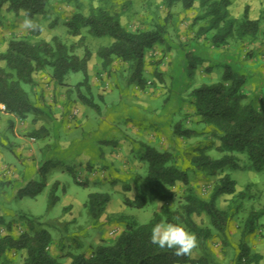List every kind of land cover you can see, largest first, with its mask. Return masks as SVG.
Segmentation results:
<instances>
[{
    "label": "rangeland",
    "instance_id": "374dc122",
    "mask_svg": "<svg viewBox=\"0 0 264 264\" xmlns=\"http://www.w3.org/2000/svg\"><path fill=\"white\" fill-rule=\"evenodd\" d=\"M230 1L231 4L228 7L230 17L241 19L248 8L249 17L259 20L260 30L255 37L232 36L226 44L219 47L211 43L213 31L202 33L200 30L208 24L209 19L200 18L207 12V9L201 6L200 0H197L189 10L183 9L181 3L170 7L163 0H52L45 14L34 17L40 26L39 35L34 34L35 29L21 27L25 19L23 12L15 13L4 5L0 11V53L7 49L10 39L19 37H27L33 42L39 40L52 42L54 37H58L79 56H83L85 51L89 50L92 55L89 68L93 99L105 109L102 111L101 108V113H99L74 100L77 97L75 85L83 79L82 73L69 74L67 84L59 87H55L49 71L36 74V85L34 87L25 85V89L34 100H38L39 95H43L50 106L49 114L46 112L39 116L30 115L26 119L15 120L13 116L0 111V143L8 149L7 153L9 152L13 158L14 167L19 171H25L27 166L35 167L36 161L41 165L44 157L38 160L40 153L47 155L52 152L51 147L55 139H71L72 136L77 135L84 137V132L90 131L89 135H92V140L96 139L101 134L97 133L93 126L96 123L100 124L99 121H104L117 130L120 128L122 133L118 139L124 142L121 143L122 146L116 147L117 160L109 161L105 158L106 152L103 151L102 156L108 164L98 167L102 168L101 171L107 172L101 176L104 181L102 187L93 183L89 186L78 185L68 170L64 169L62 172V169L58 168L69 165L68 162L63 161V165H58L48 175V183H54L56 178L53 174L61 172L60 181L67 182L69 193L76 196L79 202L83 201L75 207L84 215L83 221L92 220L94 225L112 224L116 221L117 215L121 213L135 217L142 224L148 222L155 212H162L164 207L178 209L186 192V187L181 183L173 188L176 197L172 200L164 202L148 196L147 203L142 208L126 205V199L136 198V183L148 171V163L135 155L137 144L152 139L160 146L159 149L171 152L176 163L184 168L187 167L185 156L198 149L205 150L212 157H220L222 153L217 150L218 138L210 132L209 127L197 122L198 117L191 105L193 99L191 91L203 83L221 81L228 65L247 74L248 83L244 87V92L249 99L259 101L261 97H264V0ZM100 7L113 14H118L122 25L130 31L155 29L160 25L165 27L166 43L157 45L146 53L143 75L147 84L144 89H141L138 82L133 80V76L131 77L128 63L117 59L113 61L110 68H103L98 49L109 45L112 42L110 37H96L87 28L82 30L80 36L71 33L67 23L75 13L81 12L88 15L91 9ZM188 51H192L203 59L191 77L188 76L186 70ZM0 65L5 64L0 60ZM71 88L73 89L68 98V89ZM82 91L86 94L88 92L85 88ZM87 95L90 97L89 94ZM101 95H105L106 100L100 99ZM136 101L138 109L142 111L146 109V118L143 119L137 110L129 108V106L134 108L132 104ZM126 104L128 108L125 107ZM88 119L89 122L82 128L83 131L79 129L84 120ZM33 121L39 123L38 128L23 130V133L18 131V125H31ZM120 122L125 125L122 127ZM178 123L194 128L198 133L190 139L177 138L172 133ZM132 126L139 134L129 133ZM123 128L125 130H122ZM42 129L44 136L42 139H36L31 135L32 131H42ZM104 131H108L107 127H104ZM109 132L108 138L103 141H111L113 134L110 129ZM123 133L126 137L122 135ZM14 135L21 138L22 142L19 145H24L21 152L15 149L18 142H15ZM115 135L117 134H114L112 141L115 140ZM89 145L90 149L95 148L90 142ZM113 147V145L107 146L111 151ZM236 156L238 167L226 166L224 169L225 173H229L235 179L236 191L232 195L222 196L218 201L221 209L233 211L229 233L225 236L214 230V236L208 241L207 249L202 250L198 246L193 251L194 264H237L241 230L245 220L252 211H264V169L254 170L250 168V161L246 155L236 154ZM72 160L74 163L76 159ZM95 166L92 164V167ZM11 168L8 166L3 169L0 176ZM218 177L219 175H211L206 179H198L194 173L190 172L191 184L197 194L203 198H209ZM8 181L12 184L13 180L6 179L5 175L2 180L0 179V187L6 191L0 196V212L4 213L8 220L14 222L13 234L19 235L27 229L26 221L20 217V214H25L39 218L36 222L38 228L47 227L53 236L61 237L60 232L63 231L56 230L55 219L57 220L66 212L65 209L62 211L65 204L62 199V189L59 188L57 193L61 195L60 201L48 210L50 186L46 187L36 198L27 197L19 200L13 196L18 189L15 182L10 187L3 185ZM93 192L109 193L111 203L106 209L118 211V213L110 214L109 212L107 216H103V221L102 218L97 222L91 219L83 203ZM193 218L202 226H211L205 214H193ZM75 228L79 229V226L71 227L65 232L66 246L71 241L70 237L74 234ZM82 228H87L92 232L95 229L86 223L80 227L81 230ZM5 229L2 227L0 235L7 232ZM104 242L113 243L114 239L110 237ZM248 244L253 253L262 255L259 264H264V215L258 220L256 231L249 237ZM70 248L75 249L74 252L77 253L84 251L87 255L91 254L87 249L79 251L73 240V244H69L67 248L64 247L58 255L65 264L71 262V258L68 257V253H72ZM12 258L16 262L21 260L19 254L13 253Z\"/></svg>",
    "mask_w": 264,
    "mask_h": 264
},
{
    "label": "trees",
    "instance_id": "16d2710c",
    "mask_svg": "<svg viewBox=\"0 0 264 264\" xmlns=\"http://www.w3.org/2000/svg\"><path fill=\"white\" fill-rule=\"evenodd\" d=\"M52 0H0V11L4 5L15 13L23 12L28 18L45 14ZM168 6L181 3L183 9H191L197 0H163ZM207 12L200 18H209L208 24L201 27L203 32L213 31L211 43L222 46L232 36L240 38L255 37L260 30L258 19L249 17L246 8L241 19L229 16L230 0H200ZM71 33L80 36L87 28L96 37H110L109 45L98 49V56L102 60L103 68H110L114 60L120 59L128 63L131 77L138 82L141 89L146 87L144 67L147 51L157 45L166 43L165 27L160 25L155 29L130 31L122 25L119 15L100 7L91 9L88 15L75 13L67 23ZM35 35L40 34V28L35 29ZM92 58L89 50L83 56L75 54L71 47L60 38L54 37L52 42L39 40L33 42L27 37L12 38L8 47L0 53V111L13 116L14 119H26L30 115H42L50 110L43 95L38 100L31 98L25 85H36V74L49 71L55 87L67 84V76L71 73H82L83 79L75 85L77 97L81 102L101 113V105L94 99L90 82L89 62ZM188 76L191 77L198 65L203 62L202 57L192 51L186 53ZM248 83L247 74L227 66L222 80L214 83H203L191 91V105L198 117V123L209 127L210 132L219 140L217 150L220 157H212L203 149L189 152L186 165L179 166L171 152L162 151L155 143L139 142L135 155L148 163L145 176L136 183V198L126 199V205L142 208L147 203L148 196L159 201H169L176 197L173 188L179 183L186 187L183 201L178 209L164 207L162 212H155L146 223H139L130 215L119 214L115 220L125 225L123 231L113 243L102 242L93 247L90 255L84 252L68 253L70 264H194L192 256L177 257L173 250L160 249L151 243L152 229L156 224H180L189 232L196 235L198 246L207 249L208 241L214 236V230L227 236L229 224L233 218L231 209H221L219 199L224 195H232L236 191V181L229 173H225L226 166L238 167L236 154L246 155L250 161V168L260 171L264 169V97L258 101L249 99L244 92ZM83 88L87 94L83 92ZM68 89V98L71 94ZM100 99H104L101 95ZM1 105L6 107L1 109ZM42 131L34 130L31 135L42 139ZM198 131L194 128L176 124L173 135L177 138H193ZM126 137V135H125ZM55 158L46 161L40 169L39 180H31L17 191L16 198H35L47 187L50 167H55ZM50 165V166H49ZM190 172L198 179H206L211 175H219L209 198H203L195 191L191 184ZM74 180L79 185H84ZM4 186H12L9 181ZM129 188V187H128ZM58 182L50 187L48 195V210L56 204L58 197L56 190ZM6 192L0 187V196ZM110 194L93 192L88 196L85 204L88 215L95 222L103 215ZM193 214H205L211 226L198 224ZM264 211H252L245 220L241 230L239 254L237 264H259L262 255L253 253L248 244L249 237L255 233L258 220ZM26 221L27 229L19 235H14V222L8 220L0 212V230L5 227L6 233L0 235V264H65L59 256L51 253L53 244L52 233L46 228H38V217L20 214ZM20 255V262L12 258V254ZM200 263L202 261H199ZM203 264V263H201Z\"/></svg>",
    "mask_w": 264,
    "mask_h": 264
},
{
    "label": "crops",
    "instance_id": "0c3cea01",
    "mask_svg": "<svg viewBox=\"0 0 264 264\" xmlns=\"http://www.w3.org/2000/svg\"><path fill=\"white\" fill-rule=\"evenodd\" d=\"M104 98L106 100V97L104 95ZM138 104L137 101L135 102V104H132V106H134V108L130 107V109H135L137 110L138 113H140L144 118H146L147 116V112L146 109H144V111H142L140 108L138 109ZM128 105L126 104L125 107H127ZM102 111H104L105 109L102 107ZM109 109V108H108ZM145 115V116H143ZM18 120V119H15ZM89 122L88 120H84L82 127L79 128L83 131V127L86 125V123ZM100 124L96 123L95 126H93L95 129V131L97 133H100L101 135H99L96 139L92 140V135L90 136L89 133L91 132H84V137L77 135L76 137H71V139L69 138H62L59 140L55 139L52 143V152H49L47 155L45 154H41L38 157V160H40V157H44V160L41 161V165L39 164L38 161H36L35 167H26V170L23 171H19L14 167V162H13V158L9 155V152L7 153L8 149L6 148V146H4L3 144L0 143V172H2L3 169L8 168V166H11V169H7L6 172H4L3 175L0 176V179H3V176H6V179L10 178L13 182L16 183L18 189L17 191L22 188L23 186H25L29 181L31 180H39L40 178V169L42 168L43 164L48 161V160H52L53 158H57L55 162L56 166L55 167H50L49 172L47 175H50L52 170H55L57 168L58 165H63V162H68V166L67 167H58L62 169V172L64 169L68 170V172L71 174V176H75L77 181H79L80 183H84L83 186H89L90 184H95V185H100V187H102L103 182L102 181V177L103 175L107 174V172L105 171H101L102 168H98V167H102L103 164H108L106 163L104 157L102 156L103 151L106 152V156L105 158H107L109 161L111 160H117V155H116V151L117 148L116 147H120L121 143H123V140H119V135L122 133V131L120 132V128L119 130L115 129L111 124L109 123H104V121H99ZM123 127V125H125V123L120 122ZM39 123L37 121H33L31 125H25L26 129L24 128L25 126L23 125H18L17 129L19 132L23 133V130H28L30 128H38ZM41 126V125H40ZM104 127H107L108 131H104ZM125 128V126H124ZM122 130H125V129ZM109 129L111 131V133L113 135L112 138H114V134L116 138L114 141H112V138L110 139L111 141H103L104 139H107L110 132ZM91 130V128H90ZM130 134H139L138 131H136L135 127L132 126V129L129 130ZM102 132V133H101ZM120 132V133H119ZM83 133V132H80ZM86 133V134H85ZM125 137V134H122ZM14 140L16 143V150L18 149V152H21V149L24 148V145H19L21 144L22 141L21 138L17 137L14 135ZM150 143H154V141L152 139H149ZM148 141V142H149ZM20 142V143H19ZM90 144L94 145L95 148H91L90 149ZM156 144V143H155ZM109 145H113V150H108L107 146ZM123 145V144H122ZM121 145V146H122ZM22 146V147H21ZM10 151V150H9ZM119 151V150H118ZM24 152V151H23ZM116 157V158H115ZM72 159H76L73 163ZM63 161V162H62ZM29 163H31V161H28ZM86 163V164H84ZM92 164H95V167H92ZM50 166V165H49ZM66 166V165H65ZM11 170V171H10ZM53 176H55V182H58V189L56 190V195L58 197V200L56 202V204L60 201V196L58 193L59 188L62 189V199L63 202L65 203L64 206L62 207V211L63 209H65L66 212H64V215L60 216L59 218H57L56 221V230L61 229L63 232L61 233V237H55L53 236V244L51 245L50 251L53 255L58 256L59 254H61L62 249L67 248V246L69 247V244H73V240H74V245L75 243L78 246L79 251L81 250H89L90 252L93 251V247L101 244L103 241H105V239L113 237V239L115 240V238L123 231L125 225L123 223H119L117 221H113L112 224H102L97 225V224H92V220L89 221H83L84 219V215L82 214V212L77 211V209L75 208L77 206V204H81L83 201L79 202L76 198V196H73L69 193V185H67V182H61L60 178H61V172L60 173H55L53 174ZM58 178V179H57ZM101 178V179H99ZM74 180V179H73ZM100 180V181H99ZM14 183V184H15ZM53 184V183H52ZM52 184L49 182L47 184L48 186H52ZM79 185V184H78ZM71 186V185H70ZM17 193H14L13 196H16ZM37 197V196H36ZM35 197V198H36ZM27 198V197H24ZM19 199V200H23ZM88 200V198H87ZM87 200H85V202L83 203L84 207L85 204L87 202ZM110 201H111V196H110ZM108 202L106 208H108L110 206L111 202ZM55 204V205H56ZM54 205V206H55ZM86 208V207H85ZM110 212V214H116L118 213V211H109L108 209H105L103 215L101 216L102 221H103V216H107V214ZM100 218V219H101ZM51 222V221H50ZM82 223V225H81ZM86 223L88 224L90 227L93 226L95 227V229L92 231L88 230L87 228H82V230L80 229L81 226H83V224ZM116 225H115V224ZM101 224V223H100ZM47 225V224H46ZM75 226H79V229L75 228L74 234H72L71 241H69L67 243V246L65 245V232L68 231V229H70L71 227H75ZM108 229H107V228ZM116 227V228H115ZM52 228V227H51ZM46 229H48L46 227ZM104 229V231H103ZM107 229V231H106ZM50 231V230H49ZM83 232V234L80 235V233ZM69 237V236H68ZM59 250V252H58ZM69 250H71L73 253H77L74 252L75 249L70 248ZM77 250V249H76ZM84 252V251H83ZM79 253V252H78ZM192 258H194L193 254H192Z\"/></svg>",
    "mask_w": 264,
    "mask_h": 264
},
{
    "label": "clouds",
    "instance_id": "9594fccd",
    "mask_svg": "<svg viewBox=\"0 0 264 264\" xmlns=\"http://www.w3.org/2000/svg\"><path fill=\"white\" fill-rule=\"evenodd\" d=\"M25 29H37L39 24L34 18H28L27 14L21 24ZM163 207V205L161 204ZM151 243L160 249L173 250L177 257H191L193 251L198 247V239L194 233L189 232L180 224L160 223L152 229Z\"/></svg>",
    "mask_w": 264,
    "mask_h": 264
},
{
    "label": "built area",
    "instance_id": "2783aa9c",
    "mask_svg": "<svg viewBox=\"0 0 264 264\" xmlns=\"http://www.w3.org/2000/svg\"><path fill=\"white\" fill-rule=\"evenodd\" d=\"M1 109H2V110H5L6 107H5L4 105H1Z\"/></svg>",
    "mask_w": 264,
    "mask_h": 264
}]
</instances>
